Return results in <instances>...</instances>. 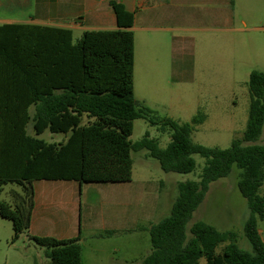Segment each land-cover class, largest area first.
Masks as SVG:
<instances>
[{
	"label": "trees",
	"instance_id": "trees-1",
	"mask_svg": "<svg viewBox=\"0 0 264 264\" xmlns=\"http://www.w3.org/2000/svg\"><path fill=\"white\" fill-rule=\"evenodd\" d=\"M118 29L86 31L70 55L61 60L59 96L46 98L36 130L65 135L60 143L33 140L35 147L17 159L11 168L0 169V193L5 185L15 183L22 193L13 192V202L0 201V217L11 221L13 243L30 228L35 206V181H76L84 184L128 183L133 179V151L146 150L166 172L189 174L195 171V156L206 160L198 181L178 184L179 195L169 216L149 228L152 250L142 264H264V240L259 221L264 220V145L247 144L260 139L264 122V72L250 76L251 106L245 133L227 149L196 143L195 126L206 121L204 113L191 123L170 118L158 119L135 98L134 13L111 0ZM72 40L71 31H67ZM49 92H46V96ZM43 111V112H42ZM149 119L151 125L171 131V141L162 148L147 132L133 143L131 136L137 119ZM242 170L239 189L247 199L250 216L244 232L252 250L241 248L237 234L221 231L206 222L188 227L194 213L204 202L210 185L228 177L233 166ZM30 184V185H29ZM107 232L104 236L111 235ZM30 240L46 249L49 264H82L79 238L31 236ZM221 251L217 253V249Z\"/></svg>",
	"mask_w": 264,
	"mask_h": 264
},
{
	"label": "crops",
	"instance_id": "crops-1",
	"mask_svg": "<svg viewBox=\"0 0 264 264\" xmlns=\"http://www.w3.org/2000/svg\"><path fill=\"white\" fill-rule=\"evenodd\" d=\"M27 1H0V11L4 12L0 13V169L17 163V159L7 156L30 153L35 147L33 140L60 143L65 139L64 134L52 133L49 129L42 133L36 130L46 98L59 96L63 91L58 85L61 60L65 55L69 58L70 44L75 46L86 31L118 29L111 0H41L35 13L26 11ZM116 1L135 17L131 28L135 35L134 80L138 48L146 60L154 56L163 59L167 37L171 35L176 65L174 80L190 84L195 81L192 66L198 48L247 30V22L241 16L214 8L206 15H194L187 10L191 3L214 4L219 0ZM67 31H71L72 40ZM155 71L161 76L164 74L161 69ZM157 73L150 70L146 75L152 77ZM46 92L50 95L46 96ZM40 117L45 122L43 113ZM132 184L133 179L128 183L84 185L76 181H35L30 228L20 239L32 247L31 236L79 238L82 264H142L146 256L134 253V249L105 250L103 244L92 243L107 238L104 236L107 232L111 236L137 234L141 220L156 212V194L148 187L132 191ZM5 186L0 201L12 204L13 192L22 193L21 186L16 184L17 189L10 190L9 199H3ZM92 190L100 198L97 208L91 205ZM78 194L85 196L89 204L86 213ZM126 219H129L127 225ZM153 224L149 221L145 229L149 231ZM44 256L39 255L41 262L49 264L46 252Z\"/></svg>",
	"mask_w": 264,
	"mask_h": 264
},
{
	"label": "rangeland",
	"instance_id": "rangeland-1",
	"mask_svg": "<svg viewBox=\"0 0 264 264\" xmlns=\"http://www.w3.org/2000/svg\"><path fill=\"white\" fill-rule=\"evenodd\" d=\"M41 3V0H28L26 11L35 13V8ZM210 8L241 16L247 22L245 27L247 30L205 44L203 49L198 48L192 66L195 81L190 84H181L174 80L173 70L176 65L173 60L174 43L171 35L167 37L166 56L163 59L154 56L146 60L138 48L134 80L135 98L140 106L151 110L158 119L170 118L180 123H191L196 115L204 113L207 116L206 121L195 126L193 140L207 147L227 149L234 140L243 137L247 128L251 106L250 76L253 71L264 72V0L191 3L187 10L194 15H206ZM157 69L163 70V76L155 71ZM150 70L157 73V76H147L146 72L150 74ZM160 127L161 125H151L149 119H137L131 141L135 144L149 132L151 138L157 139L160 146L165 148L171 141V131L163 132ZM247 144L264 145V122L260 139ZM132 157L134 169L131 189L136 191L148 187L151 193L156 194L157 210L152 216L149 214L147 218L141 220V228H138L137 234L109 235L92 243L103 244L105 250L120 248L124 252L126 248L134 249V253L147 257L151 253L152 245L150 233L145 229L146 224L149 221L158 223L170 215L179 195L178 184L198 181L206 160L196 155L195 171L180 174L164 171L157 160L148 157L146 150L133 151ZM241 173L242 170L234 165L228 177L210 185L204 202L194 213L188 227L191 228L196 222L203 221L221 231H233L237 234L239 246L251 251L250 242L244 232L250 209L247 199L239 189ZM12 188L17 189L15 183L5 186L3 199H9ZM260 194L264 195V184ZM78 198L86 213L89 204L86 203L85 196L78 194ZM99 202L97 192L92 190V207L97 208ZM93 219L96 220V215ZM127 221L129 219H126V225ZM258 225L264 240V220L259 221ZM13 237L11 221H0V264H43L39 255L45 257V248L35 243L30 247L24 239L13 243ZM221 249L219 247L217 253ZM200 263L206 264V259H201Z\"/></svg>",
	"mask_w": 264,
	"mask_h": 264
}]
</instances>
